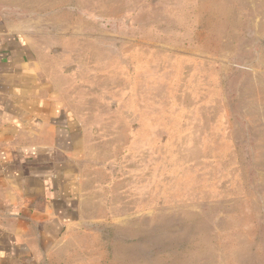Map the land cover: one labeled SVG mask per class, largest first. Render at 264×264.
<instances>
[{
  "label": "rangeland",
  "instance_id": "1",
  "mask_svg": "<svg viewBox=\"0 0 264 264\" xmlns=\"http://www.w3.org/2000/svg\"><path fill=\"white\" fill-rule=\"evenodd\" d=\"M0 8L91 135L86 239L41 264H264V0Z\"/></svg>",
  "mask_w": 264,
  "mask_h": 264
},
{
  "label": "crops",
  "instance_id": "2",
  "mask_svg": "<svg viewBox=\"0 0 264 264\" xmlns=\"http://www.w3.org/2000/svg\"><path fill=\"white\" fill-rule=\"evenodd\" d=\"M41 72L0 8V264H41L86 239L91 135Z\"/></svg>",
  "mask_w": 264,
  "mask_h": 264
}]
</instances>
